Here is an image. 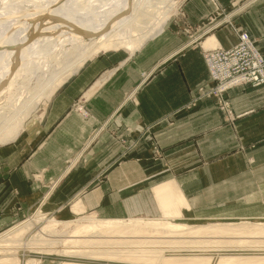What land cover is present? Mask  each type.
<instances>
[{"label":"crops","instance_id":"obj_1","mask_svg":"<svg viewBox=\"0 0 264 264\" xmlns=\"http://www.w3.org/2000/svg\"><path fill=\"white\" fill-rule=\"evenodd\" d=\"M215 1L226 9L232 2ZM213 8L183 0L180 14L139 48L90 55L31 106L0 142V232L36 208L60 220H264V85L227 92L238 115L228 124L206 95L197 40L183 31L203 29ZM238 31L264 53V0L209 35L228 49Z\"/></svg>","mask_w":264,"mask_h":264},{"label":"bare ground","instance_id":"obj_2","mask_svg":"<svg viewBox=\"0 0 264 264\" xmlns=\"http://www.w3.org/2000/svg\"><path fill=\"white\" fill-rule=\"evenodd\" d=\"M177 3L0 0V142L12 137L31 106L86 58L98 52L139 48L163 28ZM215 45L214 35H207L203 48L220 47ZM10 112L12 116L6 117ZM81 208L75 206L74 212ZM44 214L36 209L26 220L0 233V264H20V250L157 264H211V255L167 256L165 252L264 249V222L190 225L168 218L100 219L85 215L59 220ZM39 222L44 226L33 238L22 240L21 236ZM39 261L28 259L26 264ZM59 264L90 263L63 260ZM214 264H264V255L223 254Z\"/></svg>","mask_w":264,"mask_h":264},{"label":"rangeland","instance_id":"obj_3","mask_svg":"<svg viewBox=\"0 0 264 264\" xmlns=\"http://www.w3.org/2000/svg\"><path fill=\"white\" fill-rule=\"evenodd\" d=\"M176 1L178 2L177 3L178 5H176L174 11H177V12L174 15L170 16V18H169L170 20H172L176 15L180 14V12H181L180 7H181L183 0H176ZM255 1L256 0H232L230 6L227 7L228 9H226L225 7H221L215 0H209L212 7H214L213 8L214 10L211 11L209 13V15L206 17L205 25L202 27L203 29H199L198 31H196V29L194 27L191 28L190 26L183 28V31L189 35L188 38L190 39V41L193 42L194 40L195 41L197 40V42H195L193 44L199 45V47L201 49V54H202V58H203L204 63H205L204 50H206V48H202L203 46L201 47V44H202L201 42L207 36L200 40L199 36L201 35V33L204 31V33L207 32L209 35L210 31H212V30H214V29H216L222 25L229 24L232 26V17L234 15L238 14L239 12H241L242 10L243 11L246 10L249 7V5ZM168 22H170V21L168 20ZM217 24H220V25L217 26ZM244 32H246V31H244ZM237 42H238V39H237L236 43ZM236 43L234 45H236ZM255 44H256V42H255ZM215 46H217V45H215ZM232 47H230V48H232ZM256 47H257V49H259V51L264 56V53L260 50V48L257 46V44H256ZM230 48H228V49H230ZM122 49H125V48H122ZM205 65H206V63H205ZM206 68H207L208 78H209L210 83H211L209 85L208 89L206 90V95H207V97H212L215 99L218 109L221 112H223V114H224L225 122L232 125L233 122L235 121V119H237L238 115H235L233 113L231 104H230L228 98H226V95L230 89H233L236 87L230 88L223 93H219L217 97L210 94V91H213L214 85H216V83L212 82V79L210 78V73H209V69H208L207 65H206ZM38 74L39 73H36L35 76L33 75L32 80L30 81L29 85H31V86L34 85V83L36 82V75H38ZM250 86H252V85H250ZM260 86H262V85H260ZM252 87H259V86H252ZM78 106H81L83 108L81 103H79ZM83 110H84V108H83ZM149 140H151L152 143L154 144L153 150L156 153V157H158L160 152H159V148L157 147L156 140L152 137V135L149 137ZM160 202H161V198H160ZM160 205L162 206V202ZM180 205H181V203L174 205L175 211H176V207H178ZM36 209H34V211ZM31 214H29V215H31ZM44 215L46 218L52 217V216H48L47 214H44ZM85 215H88V214H85ZM85 215H81V216H85ZM28 216L25 217L22 221L26 220L28 218ZM81 216H79V217H81ZM240 221H252V220L243 219ZM172 222H176V221H172ZM214 222H221V221L204 222V223H197V224H208V223H214ZM226 222H232V221H226ZM233 222H237V221H233ZM257 222H264V220L257 221ZM190 225H196V224H190ZM42 226H44V222H39L37 225H34L30 231H28L27 233H25L21 236V239L25 240V241L32 239L33 236L41 229ZM3 231H5V230H3ZM3 231H1L0 233H2ZM55 238H56V236H55ZM166 239H169V238H166ZM192 254L193 255H211L212 254L211 256H213L214 259L211 262V264H214L216 262V260L218 259V257L220 255H223V254L264 255V249L250 250L247 248H238V249H234L232 251L231 250H228V251H225V250L201 251V250H189V249L188 250L172 249V250H168L165 252V255H167V256H193ZM17 256L19 257L20 264H26L28 259H38V260H40L38 264H59L63 260L75 261L78 263H90V264H157V263H152V262L132 261V260L124 261V260H119V259L113 260V259H107V258H91V257L88 258L86 256L84 257L81 255H63V254L60 255V254H55V253H53V254L38 253V252L27 251V250H20L17 253ZM29 264H33V263H29Z\"/></svg>","mask_w":264,"mask_h":264},{"label":"built area","instance_id":"obj_4","mask_svg":"<svg viewBox=\"0 0 264 264\" xmlns=\"http://www.w3.org/2000/svg\"><path fill=\"white\" fill-rule=\"evenodd\" d=\"M237 39L236 45L230 49L215 47L204 50L210 78L216 83L210 94L215 97L233 87L264 84V56L247 32L238 31ZM81 108L76 106L85 113Z\"/></svg>","mask_w":264,"mask_h":264}]
</instances>
